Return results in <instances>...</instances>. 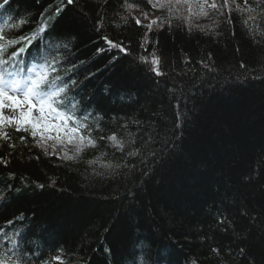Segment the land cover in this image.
<instances>
[{
    "label": "trees",
    "instance_id": "trees-1",
    "mask_svg": "<svg viewBox=\"0 0 264 264\" xmlns=\"http://www.w3.org/2000/svg\"><path fill=\"white\" fill-rule=\"evenodd\" d=\"M128 3L139 7L9 0L0 9V23L25 22L8 36L44 28L25 55L56 58L66 100L97 140L67 159L7 128L0 231L20 234L31 264L55 255L64 264H264V6L206 9L197 25L148 0ZM137 12L164 21L147 42ZM113 134L122 151L99 139Z\"/></svg>",
    "mask_w": 264,
    "mask_h": 264
},
{
    "label": "snow or ice",
    "instance_id": "snow-or-ice-1",
    "mask_svg": "<svg viewBox=\"0 0 264 264\" xmlns=\"http://www.w3.org/2000/svg\"><path fill=\"white\" fill-rule=\"evenodd\" d=\"M72 2L73 0H68V3ZM148 3L153 9L166 10L170 16L173 12L179 11L178 6L181 5H186L191 14L194 3L200 10L199 14L203 16L208 15L206 8L223 15V9L226 8L231 12L233 5L238 12L253 13L256 11V8L249 4V0H244L243 5L236 3V0H231V2L223 0V3L219 5L216 0H212L211 3L209 0H148ZM8 4L9 0H2L0 9H4ZM123 6L129 13L139 7L129 4L128 0H125ZM256 6H264V0H256ZM57 14H59V9H57ZM143 15L145 19L149 18L148 13L145 12ZM132 18L136 25L142 24L138 17ZM250 18L255 19L254 16H250ZM124 19L127 22V17ZM228 19L231 22L230 16ZM163 22L160 17H156L144 25L147 31L143 40L147 42L148 32H151L154 25L161 27ZM24 23L23 20H20L19 23L7 20L0 23V139H10V134L6 129L11 127L15 132L28 133L46 155L47 141H55V144L52 145L53 150H55L56 144L72 145L74 154L69 156L65 151L64 156L67 159H73L86 148L96 147L97 140L91 136L89 131H86L89 127L86 123L87 116L77 117L74 111L76 104L70 105L67 102L68 82L63 81L59 75L55 74L58 71L55 67L56 58L53 57L50 60L47 56H33L30 62L24 58L44 28L40 27L30 35L27 33H21L18 36L7 35L10 31L19 32ZM105 39L107 38L105 37ZM108 43L110 47L118 48L121 52L128 54L122 44L114 43L111 40H108ZM152 57L151 64L155 67L151 70L155 71L157 75H161L158 67L159 58L154 52ZM139 59L144 63H149L147 57L141 56ZM72 83L74 84L75 81ZM6 109L10 110L12 115H5ZM19 139L24 142L26 137L21 136ZM99 139H108L113 142L115 147L123 150V142L117 140L115 134L108 137L100 136ZM9 146L14 147L11 144ZM129 154L133 155L134 153ZM95 162V160L90 161V163ZM107 167H111V165H107ZM8 224L11 225V221ZM19 235L16 231H13L11 235L7 230L0 231V264H31L18 241ZM213 251L216 250L213 249ZM47 264H64V261L60 255H55L47 261Z\"/></svg>",
    "mask_w": 264,
    "mask_h": 264
},
{
    "label": "rangeland",
    "instance_id": "rangeland-1",
    "mask_svg": "<svg viewBox=\"0 0 264 264\" xmlns=\"http://www.w3.org/2000/svg\"><path fill=\"white\" fill-rule=\"evenodd\" d=\"M212 0H209V3H211ZM217 3L220 4V2H223V0H216ZM231 2V0H230ZM236 3L243 5V0H236ZM218 4V5H219ZM234 6V5H233ZM179 7V11L173 12V14H175L176 16L181 14L183 16H185L186 18L188 17V15H190L191 17L195 18V20L193 21V19H191L192 22H195V24L197 25H203L206 24V22L209 20V16H203L200 15L199 12V8L196 6V4L194 3L192 6V13L190 14L187 10V6L186 5H181L178 6ZM207 9V8H206ZM149 18L145 19L144 15L142 12H137V17L141 20V22H144L146 25L148 23H150L151 19H154L157 17V15L155 13H150L148 14ZM5 115H12V113L10 112V110H5ZM37 139H39V137H37ZM55 144V141H47V151L50 153H54V154H60V153H65L69 152L71 149L73 150V146L72 145H68V144H64V145H60V144H56L55 150H53L52 145Z\"/></svg>",
    "mask_w": 264,
    "mask_h": 264
},
{
    "label": "bare ground",
    "instance_id": "bare-ground-1",
    "mask_svg": "<svg viewBox=\"0 0 264 264\" xmlns=\"http://www.w3.org/2000/svg\"><path fill=\"white\" fill-rule=\"evenodd\" d=\"M73 100H74V99L72 98L71 101L73 102Z\"/></svg>",
    "mask_w": 264,
    "mask_h": 264
}]
</instances>
